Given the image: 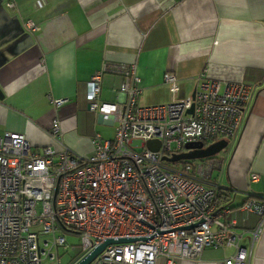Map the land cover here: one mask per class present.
Here are the masks:
<instances>
[{
    "label": "built area",
    "instance_id": "built-area-1",
    "mask_svg": "<svg viewBox=\"0 0 264 264\" xmlns=\"http://www.w3.org/2000/svg\"><path fill=\"white\" fill-rule=\"evenodd\" d=\"M26 23L37 26L30 17ZM107 70L122 74L123 96L117 100L100 98ZM163 79L169 100L144 103L135 61H104L91 74L88 108L115 121V130L111 137L95 132L94 151L87 156L58 136V117L50 132L57 145L35 147L24 132L0 133V264H41L45 256L59 260L58 247L68 244L61 230L80 234L79 256L107 237L125 238L106 242L87 264H158L161 258L177 264L206 245L234 248L215 264H246L250 249L241 238L248 232L251 246L262 231L264 197L245 198L242 208L260 220L239 230L228 204L236 189L212 175L221 163L217 153L175 161L163 155L232 135L250 84L225 79L221 86L204 68L196 73L194 95L178 96L177 74L166 70ZM50 99L60 105L68 97ZM149 138L159 140L157 148L148 146Z\"/></svg>",
    "mask_w": 264,
    "mask_h": 264
},
{
    "label": "crops",
    "instance_id": "crops-1",
    "mask_svg": "<svg viewBox=\"0 0 264 264\" xmlns=\"http://www.w3.org/2000/svg\"><path fill=\"white\" fill-rule=\"evenodd\" d=\"M13 1L0 0V133L24 132L35 147L57 145L50 132L58 117L64 143L78 154L93 153L95 132L111 137L115 130V121L89 109L85 97L87 79L104 61L136 62L144 103L169 100L166 70L178 76V96L192 93L204 68L221 86L241 79L250 84L249 96L212 175L236 189L228 204L237 229L259 222L260 215L241 204L248 195L264 197V0ZM121 79L105 71L100 98L122 97ZM50 96L68 99L56 105ZM241 243L250 249L246 264H264V220L251 246L248 232ZM233 251L232 245H206L176 262L215 264Z\"/></svg>",
    "mask_w": 264,
    "mask_h": 264
},
{
    "label": "water",
    "instance_id": "water-1",
    "mask_svg": "<svg viewBox=\"0 0 264 264\" xmlns=\"http://www.w3.org/2000/svg\"><path fill=\"white\" fill-rule=\"evenodd\" d=\"M195 89L192 91V95H194ZM88 105V101H87ZM190 109H192V106H190ZM228 142L227 137H219L216 138L206 145L203 146H197L192 147L185 150L180 151H174L170 155L164 154L163 157L170 160H175L179 158H194V157H202L209 154L216 153L218 150H220L222 147H224ZM147 144L149 147L155 149L159 145V140L157 138H149L147 140ZM125 238H119V237H107L100 243L94 245L92 248H90L88 251L83 253L81 256H79L77 259H75L71 264H87L94 255L99 252L106 242L110 240H121Z\"/></svg>",
    "mask_w": 264,
    "mask_h": 264
},
{
    "label": "rangeland",
    "instance_id": "rangeland-1",
    "mask_svg": "<svg viewBox=\"0 0 264 264\" xmlns=\"http://www.w3.org/2000/svg\"><path fill=\"white\" fill-rule=\"evenodd\" d=\"M228 141L227 145L217 151V154L226 151V146L230 145L231 140L229 139ZM61 232L65 234L68 244L58 247L59 260L56 257L45 256L41 259V264H70L71 261H74L79 256V253L82 251L80 234L69 230H61Z\"/></svg>",
    "mask_w": 264,
    "mask_h": 264
},
{
    "label": "trees",
    "instance_id": "trees-1",
    "mask_svg": "<svg viewBox=\"0 0 264 264\" xmlns=\"http://www.w3.org/2000/svg\"><path fill=\"white\" fill-rule=\"evenodd\" d=\"M211 140H202V141H199L198 143H197V145L196 146H202V145H206L207 143H209ZM217 153V152H216ZM196 158H199V157H194V158H191V160H194V159H196ZM175 161V160H174ZM80 254V253H79ZM71 262H73V261H71ZM70 262V263H71Z\"/></svg>",
    "mask_w": 264,
    "mask_h": 264
}]
</instances>
